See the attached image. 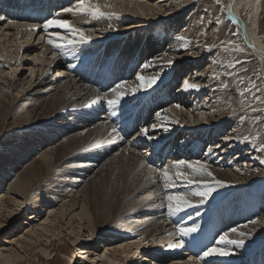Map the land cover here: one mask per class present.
<instances>
[{"label": "rangeland", "instance_id": "rangeland-1", "mask_svg": "<svg viewBox=\"0 0 264 264\" xmlns=\"http://www.w3.org/2000/svg\"><path fill=\"white\" fill-rule=\"evenodd\" d=\"M110 2L112 6L121 9V11L123 9L125 10L121 14L116 12L118 16V33L121 34V32H128V34H133V32L129 31H133L134 29L136 30V34L131 36V40L127 41L130 37V34L127 35L128 38L127 36L124 37V42H127L126 44L123 42L122 45L121 41H123V38L121 39V37H119V41L116 40L113 42L115 43L114 45H112V43L111 45L105 46L103 45V40L101 39L103 36L99 39L97 36H101V34L97 32L98 30H95L97 34H94L95 36L92 35L94 39L92 38L91 43L85 44V46L77 45L75 48L70 47L63 51L57 52V50L53 49L49 44H47V42L44 43V37H47V35L42 36V39L40 35L39 37L38 35L36 36V33H25L20 30L22 33L20 32L21 34H17V31L14 33V31L6 32L5 30L4 32L3 30H0V59L6 61V53L7 55L12 53L11 55L13 58H15L16 47L21 49V54L24 56L27 54L30 55L29 58H22L20 61L21 64L25 65V68H19L18 73L21 74V76L15 77L12 82L18 87L16 90L17 93L13 91V96H10L8 93H6L7 84H0V89L4 91V94H8L10 99L16 98L18 96L20 98L23 95V93H21L23 92L22 87L26 88L28 83H37L39 81L36 80L38 79L37 75L40 73V66H38V64H41L42 61H33V59H37L38 57L42 58L41 54L43 51L45 54L44 60L49 62L51 66H56L51 70V72L47 73V78L51 76L56 78V76L59 74L58 70L65 68L61 67L62 65L66 64V68L71 67V72L66 70L67 74L63 76L66 78L73 77V79H75L74 82L77 81L76 83L79 85V87L82 86L89 89L86 92V98L84 97L83 99H80L79 96H75L79 90L78 88L75 87L71 89L72 91L70 94L77 99L75 100V106L64 111L62 110L61 114L57 116L55 115L51 121L52 125L65 128V131H62V135H60V139L55 143L56 146H58L59 144H63L64 142L68 141L70 137H78V135L81 133L90 134L96 132V129L102 124L101 122H103V120H91L89 123H86L83 128L73 131L72 127L84 116H88L85 115L86 113H84V111L86 112L87 110L82 109V107L88 108L89 105H87V103H90L92 98L98 94V91L93 84L91 85V83L86 82V80L84 82L82 78L79 77L75 72H79V74L82 76L89 75L91 72L90 68L86 70V67L82 68V66H84V64H88L90 60H92V56L99 57L102 55L106 57L115 53L121 54L123 50L129 49L131 44L130 41L137 39L143 45L145 43L144 41L150 38L148 40L149 42L154 41L156 44L158 43L157 45L155 44L156 48L159 47L157 49H159L160 52H163V55L166 54L165 56L167 57V61H172L170 66L166 63L163 66L161 65L155 72L151 71V73H154V75H158L159 79H157L156 84H162L161 86H157V88L162 87L163 83L172 76L173 79L171 83L167 86L168 88L166 87L167 92L171 94L169 98L173 96L177 97L178 99V96H180L181 98L178 100L182 102V105L185 108H183L182 112L180 108L182 105L177 107V105L174 103H166L165 101L166 105L163 107L164 109H161L166 113L168 118L167 124L172 126L171 128L175 130V134L172 135L174 132L173 129H170L173 131H159L158 134L155 135L160 136L155 137L154 140L160 141L161 145H163L167 143L165 139H172L175 152H181L175 156L177 158L175 163L174 160L169 158L167 163L156 167V169L168 168L170 172H175L174 166L177 161L184 160L195 162L200 160L206 162L210 166V170L213 172L216 179L225 182V186L218 188L216 192L213 193L212 197L207 201V203L195 208L197 211L194 213L190 214L189 212L190 215H188V218L183 217L182 213L184 212L180 213L179 215H174V217L177 216V218L181 220V223H186L189 221V219H192L195 224L197 223V225H199L202 220L214 221L217 217V219L222 220V218L226 216V220L228 219L226 223L229 225V219L233 217L235 221L237 219H239V221L236 222L238 224L235 226L229 225L230 228H235L239 231L241 230L244 232L246 231V233H250V240L263 239L264 151H261L260 149L264 148V97H260V95L261 89L264 86V80L261 74L262 66L260 61L251 53L249 47V49H247V44L244 40V37L238 30L237 24L235 23L234 18H232V14L229 16V12H231V3L227 0H220L219 4L216 3V0H110ZM144 2L149 3V5H145ZM142 5H145L146 7L148 6V11L145 13V15H143L141 11ZM241 15L244 21H248L249 16L247 10L243 9L241 11ZM140 23L143 25L146 24L144 26L146 31L144 29H140L141 27L139 28ZM123 26L126 27L123 28ZM160 26H164L166 28V33L163 32L164 35H158V28ZM168 27L173 30L171 31V34H174L173 36H168ZM260 28L259 34L264 37V12L261 18ZM99 31H104V29ZM63 34L64 33H62V35ZM179 36H184L190 42V46L185 49V47H183V42L177 39ZM39 38L40 40H38ZM110 38L113 37H108L107 42H109ZM26 40H28V46L27 44L25 45L27 48H25L22 44V42H25ZM229 42L232 43L229 44ZM163 43H168L167 45L169 47L165 48ZM172 44L175 46V48H172ZM29 45H34L30 48L32 49L31 52L26 51ZM45 46H47V49ZM146 46L147 45L143 47ZM208 46H211L212 51H208ZM236 46L243 48L244 51H233L232 49ZM119 47H121L120 50H118ZM226 47L228 50H225ZM103 49L107 53L104 52ZM69 51L73 54V56L74 53H76L77 56L74 58V60L71 59L73 56L69 59V61H64V58L62 57H59V59L57 58L60 53H66V55L70 54ZM102 51L107 55H104ZM79 57L81 59H79ZM101 60L103 61V59ZM79 61L80 63H78ZM236 61H240L241 63H237L234 68L229 67L230 64L235 63ZM145 64H143L141 67L143 72ZM72 65H75V67H72ZM33 66H38L35 70V74H32L31 68ZM99 70L100 69L98 68L97 73ZM99 76L100 74L98 75L97 79H99ZM136 76L137 74H135L133 77L136 79ZM0 77L10 79L7 73L0 74ZM59 78H62V75ZM134 78L132 80H134ZM58 79L52 80L51 78L44 81V84L49 86L51 89L47 92H52L51 94H55L57 90H64L63 83L68 80L61 79V81H59ZM132 80L129 81L130 83L127 86L130 89L132 88ZM184 80H188L192 83H198L201 85V87L199 90L185 91L183 88ZM252 84H255L257 87L252 88ZM225 85H228V87L225 88ZM34 86L35 85H33V89ZM47 89L48 88H43L42 91L45 92ZM40 90L41 89H34L29 94H39ZM241 90L244 92L243 97L239 96V92ZM153 91H155V89ZM160 91L161 90L156 91L159 92V97H161V94H164L163 91ZM106 93L108 95V91ZM109 93H111V89ZM231 93L236 96L238 105L230 101L232 97L230 95ZM165 95L168 96L166 91L164 96ZM48 96L49 95L44 94L39 100L42 98H48ZM108 96L113 97V95ZM126 97H133L134 100L137 101L135 94H129ZM31 99H33L34 102L36 97ZM26 101L29 102L28 99ZM104 101L106 102V100ZM143 101L146 102V98H144ZM173 106L180 109L179 111L182 113V116H178L176 112L171 110ZM253 108L257 109V111H253ZM114 109H112V111L110 110V112H114ZM242 115L248 117V120L243 124L240 123V117ZM46 117L47 116L44 115L43 118ZM253 117H261L262 119L260 122H254ZM155 119L156 118L150 120L146 126L147 129L151 130L152 125H158V122L155 121ZM40 129L41 127H37L34 131L37 132L40 131ZM117 133L118 130L115 133L111 131V134L113 135ZM9 134L13 136L15 135L12 131L8 133V136ZM118 134L120 135L121 133ZM94 137H89L87 140L85 139L87 143L84 140H78V145L69 150L70 152L65 160V162H67L62 163L60 165L61 167L58 168L59 171L63 170V172H77L74 174V178L68 179L71 181V183L73 181H78L80 186L82 185L81 187L78 186L75 190H73L71 192L73 194L82 191L86 181H88L90 178H95L96 183L100 182L101 179L110 180V168H114L118 165V162L120 161L119 157L122 158L121 162L124 161L123 163L125 164L130 158L134 157V154L132 153H140L139 155H144L146 152H148L146 146H142L146 142H143V144L138 142V138L140 139L142 137L140 132L129 134L126 138H124V143L119 149L114 148L112 138H108L105 141H100V138L96 139ZM245 137H247V142L244 140ZM253 137H258V139H253ZM90 140L94 141L89 144ZM25 141V139H22L13 142L12 144L19 145L21 148H24L23 151L31 153L26 160L27 162L19 160V158L16 157V155L19 154V152H17L14 155H10V157H5V159L10 161L13 158H17L15 161L21 164L20 167L15 168L14 171L11 172L10 167L12 168V166L4 164V166L0 167V201L3 202L0 205V253L2 254V256H0V264H4L5 262L3 256L21 257L17 261L18 264H102V261L107 263L108 261H106L107 258L105 257L107 248L109 247L108 249L111 250L116 246V244H120L123 242V240H126L128 237L132 236L130 234L132 230H129L128 233L127 231H123L125 233L120 235L116 234L117 236L114 240H110L109 238L107 239L105 235L106 239L102 238L101 240V238L96 239L94 237L90 238L92 241H87L89 237L88 234L86 235L85 233L87 230L84 229V231L80 233L79 238H76L75 235L69 230V226L66 225L69 219L72 218V215L67 216L64 220H60L59 223L56 221L50 223L51 220H55L54 213H59L61 205L67 201V199H62L64 188L63 185H61V189L59 190L58 187H56L57 183H54V191H60L59 198L55 200L54 203L47 205L46 203L42 204L40 200L41 198L37 200L33 198V195H31L25 200L24 198L17 196L14 191L10 190L9 185H11L12 179L16 174H20L24 170L23 168L28 164L41 160V157H39L38 153L39 150L36 151L31 145L25 144ZM0 142L1 144H4L2 146V148L5 149L3 150V153H6V144L8 143H4L3 141ZM99 143L101 145H99ZM51 145H48V147ZM197 145L202 146L203 151L197 150L199 153H202L201 155H197V152H194V149L198 147ZM45 146L46 144H43L41 149H48V147ZM209 149H211V151H209ZM106 150H108V155L104 159H101L98 162H92L94 155H104ZM76 153L80 154L76 158L72 159L71 157ZM69 157L72 159L70 164ZM51 164H53V162ZM54 166L55 165H51L50 167L52 171ZM90 168H92L93 171L89 172L88 170ZM237 169H240V171H237ZM138 172L140 173V177L138 179L143 178V181L145 180V182L148 180L147 187L149 184L152 185V187L149 186L150 191L148 190L145 192L141 198L153 193L156 199H160V203H158V201V204H153L155 207L153 206L151 210L149 209L147 214L142 213L144 209H148L146 204L140 206L139 209L141 210L139 212L142 214H140L138 218H129V222L131 224L128 226L130 229L133 226L145 222L148 219L162 218L161 216L164 214V212H167V201L165 197L168 191L192 192L200 190L197 185L194 186L185 184H179L172 190H166L163 186V178L160 176L158 171L151 173L146 168H139ZM88 173L89 176L85 175ZM78 174H82L80 175L81 178ZM48 180L45 179V181ZM60 181H62V179H59L58 183ZM38 182L42 183L43 180L39 179ZM118 185L120 186L121 182H118L117 178L115 182L111 184L110 189H116L118 188ZM41 186L44 187V185ZM138 193H140L139 190L137 194ZM138 200H140V197L137 199V201ZM197 200L198 198H193L194 202H197ZM210 200L211 202H209ZM212 207H214V211L210 216L209 212L212 210ZM154 208H158L157 210L161 209V211L163 210V214H160L159 212L155 213L153 211ZM187 211H185V213ZM76 213H78V211ZM220 213L222 214L221 216ZM167 216L170 217L168 213L166 215L164 214L162 220L169 223ZM45 221H47V223H45ZM72 221L74 222L73 226L76 227L78 219L75 218ZM251 221H257V223L253 224ZM116 222L118 223L119 220ZM116 222L113 224L114 228L117 226ZM45 225L53 228L55 227L56 229H53L47 234L41 229ZM61 226H64L63 229H61ZM217 228L218 227H216V229ZM216 229L214 228L211 230L212 232H209V230L205 231L204 233L202 232L204 238L189 237L192 241L189 244L186 242L190 241L189 238H185L184 255L186 260L192 256L190 253H193L194 256L199 257V255H202L203 250H205L208 245L213 246V242L215 241V233H217L215 231ZM213 231L215 233H213ZM177 236L179 237V235ZM178 237L173 240V244H178L180 239ZM193 239H197L196 242L199 241L200 243L197 242L198 245H194L195 241ZM261 243V245H263L264 240L261 241ZM51 244L55 245L51 247ZM198 247L199 249L201 248L200 251L197 249ZM60 248L62 249L61 251H59ZM193 249L196 250L194 251ZM82 250H87V253L83 255L81 253ZM160 251L161 250H156V247L142 249V256L144 258L140 256L137 259H134L135 264L159 263V261H154V258L160 259L162 253ZM234 251L236 254L234 256L225 257L224 262L223 259H221L223 257H215V259L210 258L209 260L205 257L200 260V264H247L244 262V260H241L238 263H230L227 260L228 258L235 259L236 257H239L245 259L248 257L244 256V254L246 255L244 248L234 249ZM51 252L52 254H50ZM174 252L175 247H172V249L164 253L166 256H168L172 255ZM256 254L255 256H257ZM54 257L55 259H53ZM216 258H219L220 260ZM161 259L163 258L161 257ZM252 262L253 260L250 261V264Z\"/></svg>", "mask_w": 264, "mask_h": 264}, {"label": "bare ground", "instance_id": "bare-ground-1", "mask_svg": "<svg viewBox=\"0 0 264 264\" xmlns=\"http://www.w3.org/2000/svg\"><path fill=\"white\" fill-rule=\"evenodd\" d=\"M227 1H229L231 3L232 18H234L235 23L237 24L238 30L240 31L241 35L244 37V40L247 44L246 45L247 49L250 48L249 50L251 51V53L261 63V66H262L261 74H262V77L264 80V39H263L264 37L261 36V34H259V29H261L260 28L261 18H262L263 12H264V0H227ZM7 2H8L7 0H4V3H2V0H1L0 7L2 6L3 9L2 10L0 9V15L5 16L7 18V20L14 21L15 24L18 25V27L13 26L12 24L7 23L6 21L4 23H1V21H0V30H3L4 32H5V30H6V32L7 31H14V33L17 31V34H19L21 31L28 33L25 30L26 25L42 24L41 22H38V23H36V22L29 23L28 21L22 22V21H20V19L14 20V16L17 14L16 9H12L16 13H10L9 10L11 9L10 8L11 6L6 5ZM104 2H105V0H100L101 4H103ZM141 4H143V3H141ZM145 5H149V3H145ZM145 5H142L143 8L141 6V11H142L143 15H145V13L148 11V6L146 7ZM61 9H63V8H61ZM61 9H59L58 13H57V14H59V16H58L59 19L69 20L73 24H75L77 27H81L84 29L86 28L88 30L89 35H94V34H97V32H99L101 34V36L98 34L99 36H97V37H99V39H100V37L103 36L101 39L103 40L102 43L105 46L111 45L113 42L118 40L119 37H121V39L122 38L124 39V37L129 35L128 32L126 34H123V35L118 33V30H119V27L117 26L118 16H117L116 12L121 14L122 12L125 11L124 9L121 11V9L116 8L114 6H111V8L104 9L106 12H114L115 13V16H113L111 19H99V20L88 19L87 21H85V19L80 17V16H73L71 13H65L64 11H60ZM243 9L248 11V16H249L248 21H244L242 18L241 11ZM31 13H33L32 10H31ZM57 14H54V16H56ZM27 18L31 19L29 16ZM42 18L43 17H41V19ZM154 20H156V19H154ZM109 25H111V27H109ZM140 25H143V24L140 23ZM140 25H139V28L141 27L140 29H144L146 31V28L144 27L146 24H144L143 26H140ZM126 26H123V28ZM134 28H138V27H134ZM156 28H158V27H156ZM102 29H104V31L100 32L99 30H102ZM158 29H159V32L162 31V32L166 33V30H165L166 28L164 26H160ZM167 29H168V36H170V35L173 36L174 34H171V31H173V30L170 27H168ZM95 30L96 31L98 30V31L95 32ZM49 31L50 32H56V31L60 32L63 30H61V29H49ZM135 31H136L135 29L133 31L131 30V32H133V34L130 33V35L132 34L131 36H134L136 34ZM35 33H36V36L38 35V37H39V35L41 37L47 35L43 31L42 28L38 32H35ZM60 33L62 34L64 32H60ZM108 37H113V38H110L109 42H107ZM46 39H47V37H44V40H45L44 43H46ZM93 39H94V37H93ZM29 40H30V38H29ZM38 40H40V38ZM148 40L143 45L141 43L139 44V42L137 43V42H131L130 41L131 44H130L129 49L123 50V52L121 53V54H123V53L124 54L122 56L121 64L119 65L120 71L122 70L123 72H126L132 66L133 71L135 70L136 72H138L137 75H143L145 77H151V76H154V73H151V71L155 72L161 65L163 66L164 64L167 63V57L165 55H163V52H160V50L157 49L159 47L156 48V45L158 43L156 44L153 41L149 42ZM127 41H129V40H127ZM121 42H122L121 44L123 45L124 40ZM22 44L24 45V47L26 44L28 46V40H26L25 42H22ZM32 44H34V43H32ZM98 44H100V43H98ZM114 44L115 43H113L112 45H114ZM118 44H120V43H118ZM167 44H164L165 48L169 47ZM145 45L148 46V47L146 46V49L143 48V46H145ZM31 46L32 45H29L28 49H26L27 52H29V51L31 52V50H32V49H30ZM47 46H49V45H47ZM47 46H45L46 49H47ZM82 46H85V44ZM25 48H27V47H25ZM160 48H162V47H160ZM172 48H175V46L173 45ZM34 49H35V47H34ZM120 49H121V47H119L118 50H120ZM126 49H127V45H126ZM42 51H43V49H42ZM103 51L106 52L104 49H103ZM103 51H102V53L104 55H107ZM69 53H70V51H69ZM146 53H148L147 59L144 57V55ZM11 54L7 55V53H6V56L2 54L3 56L6 57V61L3 59H0V65H3V67H0V74L7 73V75L10 77V79L0 77V84H3V85L7 84V90H6L7 92L6 93H8L10 96L12 95L13 91H15L17 93L16 90L18 89V87L15 85V83L13 84L12 82H13L15 77L21 76V74L18 73L19 68H22L25 66V65L21 64L20 61L22 60V58H29V56H30L29 54H27L25 56L23 54H21V49L18 47H16L15 58H13V56ZM117 54L118 53H115L114 55H108L111 57L109 64L117 59V56H116ZM44 55L45 54L43 51L41 54L42 58L38 57L37 59H33V61H38V60L42 61L41 64H38V66H40V70H39L40 73L37 75L38 79H36V80H39V81L37 83H35V82L28 83V86L26 88L22 87L23 92H21V91L20 92L23 93V95L20 98L18 96L16 98H12L13 99L12 100V99H10L8 94H4L3 93L4 91L2 89H0V141H3L4 143H8V144H6L7 145V152L3 153L4 152L3 150H5V149H3L2 146L4 144H1V142H0V167L4 166V164H7L8 166H12V168L10 167V172L14 171L15 168L20 167L21 164L15 161L17 158H13L10 161L5 159V157H10V155H14L17 152H19V154L16 155V157H18L19 160L26 161L28 159V156L31 154L30 152L23 151L24 148H21L19 145L12 144L13 142H16V141L22 140V139L26 140L25 144L31 145L33 148H35L36 151L39 150L38 151L39 157H41L40 161L37 159L38 161L31 163V164H28L27 166H25L23 168L24 169L23 171L21 170L22 172L20 171L21 172L20 174L15 175V177L12 179L11 185H9L10 190L14 191L17 196L22 197L25 200L31 195H33V198L37 199V200L39 198H41L40 200H41L42 204L46 203V205H47V204L54 203L55 200H57L59 198V192L60 191H58V192L54 191V188H55V186H53L54 183L55 182L57 183L56 187H58L59 190L61 189V185H63L64 188H63V193H62V195H63L62 199L63 200L67 199V201L61 205L59 213H54L55 220H51L50 223L55 222V221L59 223L60 220H64L67 216L72 215V218L69 219V221L66 223V225L69 226V230L71 231L72 234L75 235L76 238H79L80 233L83 232L84 229L87 230L85 233H86V235L88 234V237H89V238L87 237L88 238L87 241H92L90 238H94V237L96 239L101 238V240H102V238H104V239L109 238L110 240L111 239L114 240L117 235L125 233L123 231H127V233H128L129 230H132V232L130 233L132 236L128 237L126 240H123L122 243L116 244V246L114 248L112 247L113 249H111V250L108 249L109 247L107 248V252L105 254V257L107 258L106 261H108V262L106 263V262L102 261V264H108V263L109 264H135L134 259H137L138 257L142 256V254H143L142 249H146V248L149 249V248H153V247H156V250H161L160 252H162L160 259L157 257H156L157 259L154 258V261H159V263L157 262L156 264H189V258H188V260H186V257L184 255L185 245L183 248L175 247V252L172 253V255L166 256V254L164 253V252H168L170 249H172V246H170V245H175L172 242L176 237H178L176 233H177L178 227L181 225L187 226V227H195V226L199 227V231L196 233H193V235L191 236L192 238L193 237L194 238L195 237L196 238L197 237L204 238L203 237L204 235H202V234L205 231L209 230V232H210L214 228L216 229V227H218L215 230L217 233H215L213 231V233H215V237H214L215 241L218 240L219 236L223 235L225 232L230 234V238H236V234L232 233V228H230L229 225L235 226L236 224H238L236 222H238L239 219H237L235 221L233 219V217L230 218L229 219L230 224L228 225L226 223L228 221V219L226 220L227 216L223 217L222 220L217 219L218 218L217 217L215 220L213 219L214 221L202 220L200 222V224L197 225V223L195 224L192 219H189V221L186 223H181V220H179L177 218V216H175L176 218L174 216L173 217L167 216L168 221H169V223H168V222H165L162 220L163 215L164 214L166 215L168 213V211L166 212L164 210L165 212L163 214V212H162L163 210L162 211H161V209L157 210L158 208H154L153 211L155 213L156 212H159L160 214L162 213L163 214L161 216L162 218L148 219L145 222L138 224L139 226L136 225L130 229L128 226L129 224H131L129 222V218H138L139 215L142 213L147 214L149 212V209L151 210L152 207L154 206L153 204H156L160 200L159 198L156 199L155 196L153 195V193H150L148 196L141 198L142 195L145 194V192H147L150 189L149 186L152 187V185L149 184V186L147 187V181L148 180L145 182V180L143 181V178L138 179L140 177V173L138 172V169L139 168H146L148 170L149 165H151L153 168L156 169V167H158V166L155 163L154 159L152 158L155 156L156 153L160 157L162 155V159H164L165 157L168 159V158L175 157L178 153L181 152V151L175 152V148H173L172 139H169V140L165 139V141L167 143H165L163 145H161L160 141L154 140L155 137L160 136V135H155V134H158L159 131H165V129H167V130L173 129V128H171L172 127L171 125L167 124L168 118L166 116V113L164 112V110H161L165 106V99L159 97V92L153 91L155 85H158L160 83H158V84L155 83L150 88L141 89L140 91H137L135 93L137 101H135L133 97L132 98L131 97L130 98L125 97L120 102L119 106L115 107V109L113 107H109L104 100H102L100 103L92 104V101L96 98V96L98 94H100V95L106 94L107 95L106 92L108 91V95H113L112 93H109L110 89L112 87H114L116 84H118L122 81H125L124 75L123 74L120 75L119 73H115L112 77L113 78L112 80H110V78L107 77L108 76L107 74L105 75V77L101 78L100 81L94 80L95 79L94 76L97 73L98 68H99L97 66L102 62V60H101L102 55L100 54L101 56H99V57L92 56V60H90V62L88 64H86V65L84 64V66H82V68L86 67L85 68L86 70L88 68H90V71L94 68V71L90 72V75H84L83 74L84 76L79 74V72H75V73L78 74V76L81 77L84 82L86 80V82L91 83V85L93 84L96 87L98 94L92 98L90 103H87V105H89L88 108L82 107V109L87 110L86 112L84 111V113H86L85 115H88V116H84L72 128H73V131L81 129L84 127V125H86V123H89L91 120H103V122H101L102 124L100 126L97 125L99 127L96 129L97 130L96 132H93L90 134H82L81 133L78 135V137H73V138L70 137L68 141L64 142L63 144H59L58 146H56L55 143L57 140L60 139V135H62V131H65V128H62L61 126L52 125L51 121L53 120L55 115L57 116V115L61 114L62 110L64 111V110H67V109L75 106V102H76L75 100H77V99H76V97H74L70 94V92L72 91L71 89H73L75 87L78 88L79 90L77 92V95H75V96H79L80 99H83L86 96V94H87L86 92L88 91L89 88L87 89L86 87H82V86L79 87V85H77V83H76L77 81L74 82L75 79H73V77L66 78L63 76L65 74H67L66 70H69L71 72V67L66 68V64L61 66V67H65V68L58 70L59 74L56 76V78L54 76L47 78L46 77L47 73L51 72V70L53 68H55L56 66H51V64L49 62L45 61ZM72 56H73L72 53H70L68 55H66V53L65 54L60 53L57 58L59 59V57H62V58H64V61L65 60L69 61V59ZM76 56H77L76 53H74V56L71 59L74 60V58ZM79 59H81V58L79 57ZM139 59L142 60V64L139 66H137V65L135 66L134 63L137 62ZM57 62H60V61H57ZM78 63H80V61ZM145 63L147 65H149V67H147V68L143 67L144 68V72H143L142 71L143 69L141 67ZM26 66H28V65H26ZM80 66H81V64H80ZM37 67L33 66L31 68L32 74H35V72H36L35 70ZM95 69H96V71H95ZM103 72L105 73V70H103ZM61 75H62V78H59V77H61ZM68 75H69V72H68ZM40 78H41V81H40ZM51 78H52V80L59 78L58 79L59 81H61V79H67L68 81H65L63 83L64 90L63 91L57 90L55 94H51L52 92H47V91H50L51 89L49 88V86L44 84V81L49 80ZM133 78L134 77L131 76L130 79H128V80L130 81ZM131 83H132V88H137V87H139L140 82H137L136 79L134 78V80H132ZM33 85H35L34 89H37V90L41 89L39 94L38 93H36L34 95L29 94L34 90ZM43 88H48V89L44 92V91H42ZM140 92H142V93L145 92V93L142 94ZM44 94L49 95L48 98H42L41 100H39L40 97L43 96ZM167 94L169 95L170 93L168 92ZM230 95L232 96L230 101L232 103L238 105L236 96L233 93H231ZM26 97L29 100V102L26 101L27 100ZM33 97H36L34 102H33V99H31ZM108 97L112 98L110 96H108ZM260 97H264V86L261 89ZM144 98H146V102L143 101ZM178 98H181V97L178 96ZM178 105H182V102L181 101L178 102ZM180 108L182 111L184 108L183 105ZM112 109H114V112H110V110L112 111ZM171 110L176 112V114L178 116H182V113L179 111L180 109H178L177 107L173 106V108ZM136 112H138L137 115H135ZM147 112H148L149 117L145 122L144 118L147 117V116H145V115H147ZM84 113H82V114H84ZM44 115H46L47 117L43 118ZM153 118H156L155 121L158 122V125H157L158 127L155 129L152 128L151 130L148 129L149 131H148L147 136H144L140 133L142 135V138L138 140V142H140L141 144H143V142H147L149 144L148 147H146L148 149V152H149L148 154L139 155L140 153L139 154L132 153V154H134V157H136V158H134V157L130 158L128 160V162H126L125 164L123 163L124 161L121 162L122 158L119 157L120 161L118 162V165L116 167H114L115 169L110 168V172H111L110 173V176H111L110 180L109 179H101L100 182L96 183L95 178H90V179H88V181H86V184L83 187L84 189L82 191H80L78 193H74V194L71 193L78 186H80V183L78 181H73L71 183V181L68 180L70 178H74V174H76L77 172L76 173L73 171H69V172L64 171L63 172V170L59 171L58 168L61 167L60 165L62 163L67 162V161L65 162V160L67 158V155L70 152L69 150H71L73 147H76L78 145L77 144L78 140H84L85 141V139L87 140V139H89V137H94V135H95L94 138H96V139L100 138V141H105L108 138H112L113 140L112 139L111 140L113 142L114 148L119 149L123 145L124 138H125L124 136H122V133H121L122 126H123L122 130L124 131V133H127L128 130H134L135 129V128H133L134 124H136V125L138 124L137 126H141V128L144 129V128H146V126L148 125L150 120ZM161 125H163V126H161ZM37 127H41V129H40V131L36 132L34 130H36ZM113 127H116V129L118 130V133H121V134L120 135L118 133L115 135L111 134V131H112L111 129ZM173 130H170V131H173ZM11 131L15 134L14 136L11 134H9V136H8V133ZM32 131H34V132H32ZM192 133H193V131H192ZM174 134H175V130H174L172 135H174ZM164 137H169V136H164ZM93 141L90 140L89 144H91ZM103 143H105V142H103ZM43 144H46L45 147H48V145H51V144H53V145L48 147V149H46V148L41 149ZM99 145H101V144L99 143ZM197 146L198 147L196 149H194V152H197V155H201L202 153L201 152L199 153V151H197V150H199L200 148H201L200 150H202V147H201V145L200 146L197 145ZM103 147H105V146H103ZM95 149H96V147H95ZM183 151H182V153H183ZM134 152H136V151H134ZM150 152H152V153H150ZM79 154L80 153H76L71 158L74 159ZM168 154H170V156H168ZM107 155H108V150H106L104 152V155L103 154L94 155L92 162H94V161L98 162L101 159H104ZM69 159H70V157H69ZM72 159L69 160V164H70V162H72ZM12 160H14V161H12ZM126 160H127V158H126ZM175 161H176V159L174 160V163H175ZM52 162H53V164H51ZM24 165H22V166H24ZM51 165H55L54 168L52 167L53 171L50 168ZM142 165H143V167H142ZM157 170H159V168H157ZM88 171L90 172L93 170H92V168H90ZM82 174H84V173H82ZM82 174H80V175H82ZM85 175L89 176V173L85 174ZM44 178L46 180H48V179L49 180L45 181ZM80 178H81V176H80ZM107 178H109V177H107ZM117 178H118V182H121V185L120 186L118 185V188H116V189H110L111 184H113ZM146 178H148V177H146ZM39 179L43 180V182L42 183L38 182ZM59 179L60 180L62 179V181H60L58 183ZM41 185H44V187ZM138 190L140 191V193L137 194ZM139 197H140V200L137 201V199ZM37 200H36V202H37ZM209 202H211V200ZM2 203L3 202L0 201V205ZM158 203H160V201ZM143 204H146V207H148V209L147 208H146L147 210L144 209V211L141 213V212H139L141 210L139 208ZM187 210L186 211L188 213L187 212L182 213L184 218H188L189 217L188 215L197 211V210H195V208H189ZM77 211H78V213H76ZM213 211H214V207H212V210L209 212L210 216L213 213ZM189 212H190V214H189ZM221 215L222 214L220 213V216ZM75 218L78 219L76 227L73 226L74 222L72 221ZM118 220H119V222L117 223L116 221H118ZM125 220L127 221V223ZM161 220H162V222H161ZM114 222L117 223L116 224L117 226L115 228L113 227ZM63 227L64 226H61V229H63ZM135 228H137V229H135ZM41 229L48 234L49 232H51L53 229H56V228L45 225ZM258 229H259V225H258ZM263 231H264V229H263ZM169 233H172L173 235L169 236ZM105 235H106V238H105ZM141 237H143V239H141ZM178 238H180V237H178ZM188 238L189 237H187L186 239H188ZM190 239L191 238H189V240ZM196 240L197 239L194 240L195 241L194 245L195 244L198 245L197 242L200 243L199 241L196 242ZM263 240H264V238L260 239V240L248 239L246 241V244L244 247V249L246 251V255L244 254V256H248V257H246L245 259H242L239 257H236L235 259H232V258H228V259L226 258V259L230 263H232V262L238 263L239 261L244 260L245 263L250 264V261L253 260V262L251 264H264V256H263L264 255V244L261 245L262 244L261 241H263ZM186 242H188L187 244H189L192 241L190 240V241H186ZM201 244H199V245H201ZM54 245L55 244H51V247ZM199 247L197 249H199ZM190 249H192V248H190ZM200 249H199V251H200ZM61 250L62 249L60 248L59 251H61ZM53 251H55V250H53ZM52 252L50 254H52ZM81 253L83 255H85L87 253V250L86 251L82 250ZM256 253H258V254H256ZM255 254L257 256H255ZM190 255H192L191 257L194 256L193 253H190ZM0 256H2L1 253H0ZM55 257L53 259H55ZM161 257L163 259H161ZM3 258L5 260L4 264H18L17 261L21 257L3 256ZM142 258H144V257L142 256ZM206 258H208V260L210 258L215 259V257H206ZM216 259H219V258H216ZM221 259H223V262H224L225 257H223ZM24 264H27V263H24ZM198 264H200V260H199Z\"/></svg>", "mask_w": 264, "mask_h": 264}, {"label": "snow or ice", "instance_id": "snow-or-ice-1", "mask_svg": "<svg viewBox=\"0 0 264 264\" xmlns=\"http://www.w3.org/2000/svg\"><path fill=\"white\" fill-rule=\"evenodd\" d=\"M216 3L219 4L220 0H216ZM110 0H105L103 4L100 3V0H74V2L63 9L65 13H71L73 16H80L87 21L88 19H111L115 16L114 12H106L104 9L111 8ZM59 14L53 16L51 19L45 20L43 24H29L25 26V30L29 33L38 32L41 28L47 34V44H49L53 49L57 51H63L67 48H75L77 45L89 44L92 41V35L88 34V30L77 27L69 20L59 19ZM229 16H231V12H229ZM0 21H6L13 26L18 27L14 21L7 20V18L3 15H0ZM219 22V21H218ZM111 27V25H109ZM49 29H61L64 34L62 35L60 32H50ZM43 39V37H41ZM178 40L183 42V47L185 49L190 46V42L184 37H177ZM232 42H229L231 44ZM225 50H228L227 47ZM233 51L243 52L244 49L236 46L232 49ZM208 51H212L211 46H208ZM166 55V54H165ZM237 63H241L240 61H236L229 65V67L234 68ZM167 64L170 66L172 64L171 60L167 61ZM3 67V65H0ZM75 67V65H72ZM144 67H149V65H144ZM14 78V77H13ZM158 79V75H154L151 77H145L143 75H137L136 80L139 81V87L137 88H129V81H122L116 84L111 88V93L113 94L112 98L107 97V95L98 94L96 98L92 101V104L100 103L102 100H106V103L109 107H117L120 102L129 94H135L137 91L141 89H147L152 87ZM201 87L198 83H192L188 80L183 81V88L185 91L188 90H199ZM225 88L228 85L224 86ZM255 84H252V88H256ZM239 96L243 97L244 92L241 90L239 92ZM179 107V105H177ZM253 111H257V109L253 108ZM159 115V114H158ZM261 117H253L254 122H260ZM248 120L247 116L240 117V123L243 124ZM163 126V125H161ZM157 125H152V128H157ZM167 130V129H165ZM148 129L144 128L140 130V133L144 136L148 135ZM112 132H117L116 127L112 128ZM253 139H258V137H253ZM245 142H247V137L244 138ZM98 146V145H97ZM264 151V148L260 149ZM211 151V149H209ZM143 167V165H142ZM175 172H170L168 168H161L159 170L153 168L151 165L148 166L149 172L158 171L160 176L164 181V188L166 190H172L177 187L179 184L185 185H197L200 190L192 191V192H172L168 191L166 193V201H167V211L169 216L179 215L182 212H185L189 208H198L200 205L207 203V201L212 197L213 193L216 192L218 188H222L225 186V182L218 180L215 178L213 172L210 170V166L204 162L197 160L195 162L180 160L175 164ZM240 171V169H237ZM198 198L197 202L193 201V198ZM47 223V221H45ZM251 223L255 224L257 221H251ZM199 231V227H187V226H179L177 230V235H179L180 239L178 244L170 245L172 247H180L183 248L185 244V238L191 237L193 233ZM232 233L236 234V238H230V234L225 232L223 235H220L218 240L213 242V246H207L205 250H203L202 255L199 257L193 256L189 258V264H198L199 260H202L205 257H230L234 256L236 253L234 249H242L245 247L246 241L250 238V233H246L243 231H238L237 229H232ZM172 233H169V236H172ZM143 239V237H141Z\"/></svg>", "mask_w": 264, "mask_h": 264}]
</instances>
